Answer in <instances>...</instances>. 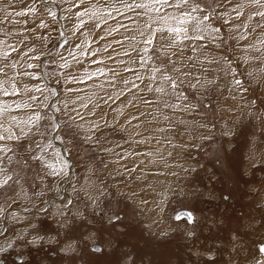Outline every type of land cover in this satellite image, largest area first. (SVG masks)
Masks as SVG:
<instances>
[{
    "label": "rangeland",
    "instance_id": "rangeland-1",
    "mask_svg": "<svg viewBox=\"0 0 264 264\" xmlns=\"http://www.w3.org/2000/svg\"><path fill=\"white\" fill-rule=\"evenodd\" d=\"M197 2L221 14L220 19H211L213 26L220 29L216 41H201L206 46L191 61L190 46L184 48L177 43L169 54L177 61V68L188 65L182 70H191L193 76L213 83L191 89L187 87L189 81H185L183 91L187 101L178 100L171 89L169 95L161 97L162 102L190 106L188 111L164 112L174 115L171 135L178 140L170 138V134L161 139L159 132L146 126L149 120L167 126L157 106L145 104L158 96L148 91L150 70L159 66L161 59L167 63V59L149 46L148 55L152 59L141 68L140 58L145 53L131 50L134 46L144 47L139 33L132 31L131 26L133 21L140 26L147 23V13L137 10L139 18L136 12L123 15L112 12L114 18L107 12L92 16L94 10L104 9L105 5L109 10L113 5L120 7V0H85L88 15L81 18L76 12L84 8H73L65 0H0V41L4 42L0 51L8 52L7 57L0 55V67L6 70L0 79L15 77L20 89L16 96L0 94V103L14 106L31 95L42 101L48 94L25 92V87L56 89L57 97L47 103H58L62 108L59 102L67 101L68 114L76 116L78 112L82 119L77 118L75 123L83 125L73 129L74 135H64L63 141L54 139L56 133L52 132V147L41 153L45 160L55 163V153L59 152L69 163L66 177L48 176V169L40 161L29 158L40 151L34 144L0 142L12 148L7 156L13 158L10 165L4 158L5 175H11L12 180L0 189V206L7 208L5 215L0 216V230L4 231L0 247L14 242L12 248L6 249L8 252L0 253V264H264V256L256 245L264 240V76L255 71L260 60L251 59L245 64L243 59L246 56L264 59V47L259 43L264 41V26L258 27L264 21L260 17L248 20L258 10L255 7H246L244 15L235 18L230 9L240 0H232L231 4L228 0ZM33 6L36 11L28 12ZM168 11L178 14L174 9ZM21 12L24 15H16ZM81 19L85 23L78 27ZM121 24L128 25L129 30L120 27ZM241 35L247 38L238 40ZM133 36L135 41L125 39ZM172 39L167 37L166 43L170 44ZM258 47L259 52L255 50ZM61 55L69 63L68 68L59 67L64 62ZM37 56L39 59H34ZM225 58L234 61L236 79L242 81L239 89L232 83ZM212 60L216 62L208 63ZM13 63L15 68L11 67ZM28 64L36 66L29 68ZM125 68L135 71H124ZM25 72L34 75H23ZM113 72L117 75L113 76ZM137 74L144 80H137ZM133 83L138 87H133ZM31 103V109L13 107V114L27 118L36 110V102ZM84 103L87 108L80 107ZM73 108L76 112L71 111ZM39 111L45 117L53 114L50 108ZM154 114L160 115L161 120L155 119ZM55 115L61 121L67 119L63 108ZM132 117L139 119L131 120ZM129 120L131 124L126 123ZM93 122L99 124L98 130L91 127ZM48 124L47 119L42 120L41 131H48ZM88 136L93 139L85 142ZM142 139L148 142L137 143ZM32 140L47 143L39 135H33ZM69 140L72 142L68 143ZM29 146L33 150L26 153ZM135 152L139 156L134 158L150 156L155 163L162 159L180 164L188 157L194 166L186 168L184 164L185 168L178 172L143 167L126 160ZM194 154L197 155L193 157ZM24 160L27 168L23 166ZM119 160L123 171L117 169ZM151 172L156 176L164 173L166 178L161 180L165 182L153 174H144ZM163 184L167 185L165 190ZM67 199L72 204L62 210L61 202ZM184 206L197 213L193 223L179 224L182 217L179 220L173 217V211ZM12 213L18 218L13 220ZM160 216L162 220H158ZM29 223L36 225L35 231L25 230ZM190 230L196 233L191 234ZM37 234L43 239L33 242ZM92 244L101 251H94ZM203 251L209 253L204 255ZM14 255H21L20 259L15 260Z\"/></svg>",
    "mask_w": 264,
    "mask_h": 264
},
{
    "label": "snow or ice",
    "instance_id": "snow-or-ice-1",
    "mask_svg": "<svg viewBox=\"0 0 264 264\" xmlns=\"http://www.w3.org/2000/svg\"><path fill=\"white\" fill-rule=\"evenodd\" d=\"M65 2L72 5L73 8H84L85 0H65ZM228 3H232V0H228ZM120 7H116L113 5L111 9L109 10L107 5H105L104 9H96L94 10L91 15L92 16H98L101 12H107V15L109 17H112V12H115L117 15H123L126 12H136L137 18H139L140 13L137 10H143L145 13L148 14V22L145 23L143 26H140L135 21L132 22L131 30L138 32L140 37L142 38V43L144 45L143 48L138 47H132L133 52H139L142 51L145 53V55L141 56V68H145L146 64L145 61L151 60L152 56L148 55L149 52V46L152 47V51L158 52L159 55L162 58L167 59V63L164 62V59H161V62L159 66H153L150 70V75L148 76V80L150 83L148 84V91L149 92H155L158 94L157 98L154 101H145V104L151 106L155 104L157 106V111L162 115L163 121L167 122L166 127H160L157 128L156 131L162 134H173L174 133V127L172 124L173 116L164 114L165 111L171 110L173 114L177 110L180 111H188L190 110L189 105H184L181 107V104L179 103H173L169 104L167 102H162L161 97L169 95V89H171V94L177 96V99L180 101H187L188 96L183 91L184 88V82L189 81L187 87L191 89H197V88H204L207 87V85L213 83L212 80H201L198 76H193L191 70L189 71H183V67H188V65H183L181 68H177L175 65L177 64V61L172 59L171 55L169 54L171 50L176 46L177 43H180L183 45L184 48H187L190 46L191 51L193 53V56L189 57V60H194L199 53L203 52L205 48V44L200 43L201 41H211L215 42L217 39V34H219L220 29L217 27H214L211 23V19L213 17L220 19L221 14H218L214 8L211 7H205L201 3L197 2V0H132L131 3H128L127 0H120ZM191 5L189 10L181 11V9L185 8V6ZM219 7V5H217ZM246 7H255L258 9L257 11H254L251 15L248 16V20H252L253 17H260L262 21H264V0H240L239 3H236L234 7L230 9L231 12L235 13V18H240L244 15V9ZM168 9H174L178 12V14H174L173 12H169ZM28 12H35V7H30L27 9ZM71 11V8L69 9ZM153 14H155V18H153ZM16 15H24L23 12L16 13ZM50 15L55 16L54 12H50ZM77 17H83L84 15H88V9L84 8V11H77L76 12ZM223 15H228L227 13ZM6 18V17H5ZM114 18V17H112ZM129 20H132L131 17H127ZM231 18V17H229ZM102 19V17H101ZM83 19L80 20V26L84 25ZM225 24L228 23V20L224 21ZM43 27V25H41ZM96 27H99V24L95 25ZM248 25L245 24V27ZM264 26L258 25V27ZM120 27H124L126 31L129 30L128 25L121 24ZM115 31V29H114ZM167 37H174L172 39L170 44L166 43ZM246 35H241L237 37L238 40H244L246 39ZM125 39H130L132 41H135V37H125ZM187 41L188 44H184V42ZM3 41H0V44H3ZM68 41H65V44H67ZM116 43H121L120 41H117ZM262 47H264V41L259 42ZM156 44L160 45V48L156 47ZM61 47H64V45H61ZM80 45H77V48H79ZM216 47H220L219 44H216ZM251 47V46H248ZM15 49H13L14 51ZM183 50V49H182ZM257 52H259L261 49L258 47L255 49ZM128 53L126 52L125 55ZM0 55L3 57L8 56V52L6 51H0ZM72 55V53H70ZM174 55V53H172ZM34 59L38 60L39 57H34ZM61 59L64 60L63 56L61 55ZM76 57L73 55V60H75ZM244 63L247 64L249 60L251 59H257L260 60V65L255 69L258 76H264V59H261L260 57H244ZM78 62V61H77ZM216 61H208V63H215ZM52 63H55V60L52 61ZM225 63L227 65L228 71L233 77L232 83L239 89L242 81L239 79H236L237 76V68L233 66L234 61L228 60L225 58ZM36 65L34 64H28L29 68H33ZM12 68L16 67V64L13 63L11 65ZM59 67L64 69L69 67V63L67 60H64L63 63L59 64ZM124 71H135L133 68H125ZM208 71V70H205ZM218 71V70H217ZM177 73H180L179 76H177ZM0 74L6 75V70L4 67H0ZM23 75L26 76H33V73L25 72ZM91 75H96L95 73ZM117 75L115 72H113V76ZM248 75H252L251 72L248 73ZM91 78V76H89ZM137 80H144V77L137 74L136 76ZM195 82H192V81ZM125 85L128 84V81H124ZM5 85H9V87H5ZM133 87H138L135 83H133ZM20 89L18 88L15 77H9L7 80L0 79V94H3L4 96H16L19 93ZM25 92L29 91H35V92H47V95H44L43 100H39L36 95H31L28 100H25L23 102H17L13 106L12 104H6V103H0V142H16L18 146H22L24 142H26L28 145H33L35 148L39 149V153L36 155H30L29 158L33 161H40L47 169V175L50 177H66L68 176V168L69 163L67 160L64 159L63 156L60 155L59 152L55 153L56 161L55 163L45 160L44 155H41V153H46L47 149L52 147L51 139L53 138L51 136L52 132L56 133V136L54 139L62 140L64 138V135H74V128H80L83 127V125H77L75 123L77 118L82 119L80 117L79 113L76 112V109H71V111L76 112V116L69 115V103L67 101L59 102L62 104L63 108V115L67 116L66 120H59V118L55 115L56 113H61L62 108L58 106V103H52L49 105L47 101L52 99L53 97H57V90L56 89H47V88H40V87H34V89H28L25 87ZM82 99V98H81ZM111 99V97H109ZM31 102H36V110L27 118H23L18 115L13 114V107L15 109H31L33 107ZM107 103V101H105ZM80 107L87 108L88 104L84 103L81 104ZM40 108L48 109L50 108L52 110V115H49L47 117L43 116L41 112L39 111ZM44 119H47L49 121V124L46 126L48 131H41L40 129V122ZM139 119V117H132L131 120ZM131 120L126 121V123L131 124ZM180 123H183V121H180ZM93 129H99V124L93 122L91 125ZM134 127H140V125H134ZM18 130V131H17ZM33 135H39L40 137L46 138L47 143L41 144L39 141L32 140ZM131 138V137H130ZM93 139L92 136L85 137V142H89ZM150 140V138H149ZM72 141L69 140L68 143H71ZM148 140H139L137 143L143 144L147 143ZM171 143V141H169ZM172 147H176L175 144H172ZM32 147H26L25 152L31 153ZM12 148L7 143H0V176H3V179H0V189L4 188L8 185V182L12 180L11 175H5L7 172L6 167L4 166V158H7L8 164L13 163V158L11 156H7V153L11 152ZM67 152L68 150L65 149ZM110 151V150H109ZM172 153H169L171 155ZM144 155H151V153H144ZM19 163V161H17ZM23 166L27 168L29 165L27 163V160H24ZM168 165L165 164V168H167ZM162 174V173H157ZM17 184H19V181H16ZM87 185V179L85 181V186ZM83 190V188H82ZM73 191H76V189H73ZM6 195V194H5ZM38 196L43 195V193H37ZM85 195L88 199H92V197L87 195V192H85ZM93 202H95L93 200ZM72 204L71 199H67L66 201L61 202V209L67 210L69 206ZM7 212V208L0 206V216L5 215ZM181 217H187L189 222H192L193 216L190 212H178L176 214V219L179 220ZM17 215L15 213H12V219H17ZM118 219V218H114ZM33 230L35 231L36 225H32L31 223L28 224L27 230ZM4 235V231L0 230V236ZM43 237L39 236L37 234L33 238V242L42 240ZM7 247H12L13 244L11 242H8ZM69 251L72 249L69 248ZM94 251H101L99 247H94ZM264 251V247L261 249ZM5 251V247H0V252Z\"/></svg>",
    "mask_w": 264,
    "mask_h": 264
},
{
    "label": "crops",
    "instance_id": "crops-1",
    "mask_svg": "<svg viewBox=\"0 0 264 264\" xmlns=\"http://www.w3.org/2000/svg\"><path fill=\"white\" fill-rule=\"evenodd\" d=\"M223 86V85H222ZM144 94H147V91L146 90H144ZM154 105V104H153ZM152 105V106H153ZM146 106H147V104H146ZM154 108H156V106L154 107ZM155 115V114H154ZM162 116V115H161ZM161 116L160 115H155V119H157V120H159V117H160V120H161ZM150 121V122H149ZM148 122H147V129L149 128V126H151V128H152V130H154V131H156V129L157 128H160V127H162V123H161V121H152V120H149ZM123 127H125V126H123ZM128 127V126H127ZM131 127H132V130L133 129H135V128H133V125H131ZM122 131L126 134V135H128L129 134V131L127 130V129H122ZM136 134H137V131H134ZM148 132H150L151 133V131L149 130ZM157 132V131H156ZM163 135L164 134H162V133H159L158 134V136H160L159 138H163ZM170 138H173V139H180V138H177V137H173L172 135L170 136ZM160 139V140H161ZM184 146H186V144L184 145ZM134 155H138L139 156V154L137 153V152H135V153H133L131 156H130V158L129 159H126L128 162H130L131 163V161H135L137 164H140V165H142L143 167L145 166V167H147V166H156V167H158V168H160L162 171H165V170H167L168 168L171 170V171H174V172H178V171H180V170H182L183 169V167L184 166H187L186 168H190V167H193L194 166V163H193V161H191L192 159H189L188 157L187 158H185L183 161H182V163H174V162H171V163H169V162H163L162 161V159H161V161H156V163H155V159H152V157H150V156H145L146 158H144V159H136V158H134ZM197 154H194V156L193 157H195ZM116 163H118L117 164V169L118 170H121V171H123L122 170V168H123V163H122V161L121 160H119V162L118 161H116ZM165 164L166 165H168V167L167 168H165ZM185 164V165H184ZM184 165V166H183ZM185 168V167H184ZM144 174H149V175H151V174H153L156 178H158V179H160L161 180V178H166V176H165V174L163 173L162 175H159V176H156L153 172H151V173H144ZM140 176H143V174L142 175H140ZM137 177V176H136ZM160 177V178H159ZM139 178V177H138ZM161 181H163V180H161ZM165 181H163V183H164ZM135 183H137V182H135ZM165 184H163V186H164ZM166 186L167 185H165L164 186V190H165V188H166ZM162 196L164 195V192L161 194ZM185 207V206H184ZM181 208H183V207H181ZM185 208H188L189 210H192L193 211V209L191 208V207H185ZM158 220H162L161 219V216H160V218H158Z\"/></svg>",
    "mask_w": 264,
    "mask_h": 264
},
{
    "label": "flooded vegetation",
    "instance_id": "flooded-vegetation-1",
    "mask_svg": "<svg viewBox=\"0 0 264 264\" xmlns=\"http://www.w3.org/2000/svg\"><path fill=\"white\" fill-rule=\"evenodd\" d=\"M184 208H185V207H184ZM190 211H191V213L193 214V220H192V222H189V221L184 217L185 219L182 218L183 221H182V220H179V221H178L179 224H183V223H187V224H188V223H193V222L195 221V218H196V216H197V213H196L195 211H192V210H190ZM109 216H110V219H113L111 215H109ZM190 226H194V227H195V225H192V224H191ZM190 226H189V227H190ZM186 232H188V231H186ZM190 232H191V234L196 233V231H194V230H192V231L190 230ZM190 238H191V237H190ZM13 243H14V242H13ZM13 243H12V244H13ZM13 246H14V244H13ZM13 246H12V247H13ZM4 247H5V251H3L2 253H4V252H8V251H6V249H10V248H12V247H10V248L7 247L6 245H5ZM0 253H1V252H0ZM203 253H204V255H205V254H207V253H209V252H206V251L204 252V251H203ZM20 256H21V255H14V259H15V260L20 259ZM211 256H212L213 258L216 257V255H215V257H214L213 255H211ZM213 258H212V259H213ZM206 259H207V257H206ZM206 259H205V260H206ZM1 261H2V260H1ZM1 261H0V262H1Z\"/></svg>",
    "mask_w": 264,
    "mask_h": 264
},
{
    "label": "water",
    "instance_id": "water-1",
    "mask_svg": "<svg viewBox=\"0 0 264 264\" xmlns=\"http://www.w3.org/2000/svg\"><path fill=\"white\" fill-rule=\"evenodd\" d=\"M178 212H190V210L187 209V208H184V207H183V208H180V209H175V210L173 211V213H172L174 218L176 217V214H177ZM190 213H191V212H190ZM192 216H193V214H192ZM185 218L187 219V217H185ZM187 220H188V219H187ZM256 245L258 246L260 252H261L262 255L264 256V251L261 250L262 247H264V240H263L262 242H258ZM90 247H91L92 249H94V247H98V246H96L95 244H92V245H90ZM256 261L259 262V258H257Z\"/></svg>",
    "mask_w": 264,
    "mask_h": 264
},
{
    "label": "bare ground",
    "instance_id": "bare-ground-1",
    "mask_svg": "<svg viewBox=\"0 0 264 264\" xmlns=\"http://www.w3.org/2000/svg\"><path fill=\"white\" fill-rule=\"evenodd\" d=\"M62 150H63V148H62ZM61 198V197H60ZM191 212V211H190ZM192 214V213H191ZM114 216H112V218H113ZM183 219H185L184 217H183ZM258 250H259V248H258ZM260 251V250H259ZM258 257V256H257ZM262 260H263V262H264V257H262ZM252 261V260H251ZM259 262H261V260H259ZM258 262V263H259ZM262 264V263H261Z\"/></svg>",
    "mask_w": 264,
    "mask_h": 264
}]
</instances>
